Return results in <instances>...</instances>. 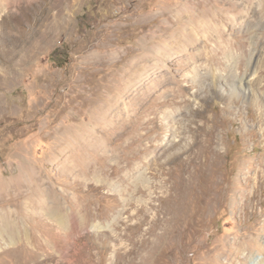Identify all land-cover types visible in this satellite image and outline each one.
<instances>
[{
    "label": "rangeland",
    "instance_id": "obj_1",
    "mask_svg": "<svg viewBox=\"0 0 264 264\" xmlns=\"http://www.w3.org/2000/svg\"><path fill=\"white\" fill-rule=\"evenodd\" d=\"M218 1L0 0V264H264V0Z\"/></svg>",
    "mask_w": 264,
    "mask_h": 264
},
{
    "label": "bare ground",
    "instance_id": "obj_2",
    "mask_svg": "<svg viewBox=\"0 0 264 264\" xmlns=\"http://www.w3.org/2000/svg\"><path fill=\"white\" fill-rule=\"evenodd\" d=\"M238 1L241 3H237ZM247 1L248 0H220V2L218 1L217 4H222L223 8L220 9V11H221L220 13H222L224 9H226V10L237 9L238 10L240 7L243 8L244 5L247 3ZM255 1L256 2H253V4L255 5V8H257V7L259 8L260 7L259 1L258 0H255ZM180 6H181V9H183V11L185 12V14H183L179 17L177 16L176 22H173V26H171L165 30L167 32L166 33L167 35L164 34L165 36L163 35L162 38L165 39L166 42L163 43L162 45H159V48L162 49V51H158L157 56L160 55L161 57L167 59L168 54H170V53L177 54V52H175V50H177V48H181V50H182L181 52L185 53V49H187V48L193 49L194 46L195 47L197 46V39H195L196 35H194V33H196L197 35H200V33H201V38H203V40H205V36H203V34L206 32L210 33V31L212 29V28L207 27V26H205V27L202 26L201 18H199L198 16L195 17L194 22H192L193 17L190 18V15L193 13L194 9H196L192 3L181 2ZM226 10H225V12H226ZM188 14H190V15H188ZM257 14H258L257 20L259 19L260 23H262L261 22L262 18H260V12L257 11ZM223 18L225 20L231 19L227 15H225V17L223 16ZM169 33H171V34H169ZM257 39H259V38H257ZM161 41H164V40H161ZM154 45H156V42H154ZM227 50H228V48H227ZM227 56L232 58L231 51H230V53L227 54ZM247 63H248V60H247ZM233 65H234L233 68H234L235 72L237 71V68L240 69L242 67L241 62L237 63L236 60L233 63ZM246 65L249 68V63ZM141 68H142V66H138V67L135 66L133 71H140ZM233 68L231 70H233ZM235 76H236V73L234 74L233 78L230 77L232 79L231 80L232 81V87H233V89L240 88V90L244 94L245 93L251 94L250 93L251 92L250 87L251 86L253 87L252 83H254L257 86H260V84L258 83L259 81H252V79H251L252 75L244 76L238 80H234ZM237 85H238V87H237ZM244 96L247 97L246 94ZM245 97H243V98L245 99Z\"/></svg>",
    "mask_w": 264,
    "mask_h": 264
}]
</instances>
